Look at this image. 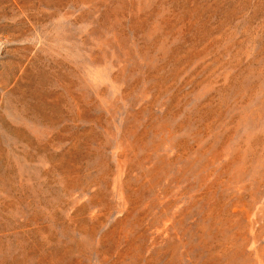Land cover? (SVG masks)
<instances>
[{"label":"rangeland","instance_id":"rangeland-1","mask_svg":"<svg viewBox=\"0 0 264 264\" xmlns=\"http://www.w3.org/2000/svg\"><path fill=\"white\" fill-rule=\"evenodd\" d=\"M0 264H264V0H0Z\"/></svg>","mask_w":264,"mask_h":264}]
</instances>
